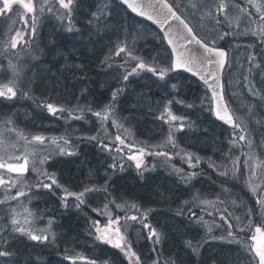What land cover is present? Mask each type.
<instances>
[{
    "label": "trees",
    "instance_id": "1",
    "mask_svg": "<svg viewBox=\"0 0 264 264\" xmlns=\"http://www.w3.org/2000/svg\"><path fill=\"white\" fill-rule=\"evenodd\" d=\"M116 7L117 13L114 9L109 16L110 24L107 26V30L101 26L86 25V20H82L78 13V5H75L71 31L67 30L69 18L66 16L65 21L58 25H63L60 29L55 28L50 34L45 28H40L34 38L35 43L22 45L23 48L32 52L33 58L36 57L34 58L36 70L42 72L41 75L53 76L57 74L58 78H54V80H60V84L48 85L52 88L36 87L33 84L34 80H32V84L29 83L31 88L27 87L28 92L26 93L32 91V99L36 96L38 104L52 103L57 108L63 107L65 109L63 113L57 112L56 115H51L46 107H40L38 117L40 119L34 118L32 121L35 125L40 124L41 126L39 128L33 127L32 133H49L51 129L47 127L42 129L43 124L60 123L65 125V129L62 131L68 133V145L74 155H70L68 163L63 165V177L74 188L84 189L91 185V187L100 189L86 196V203L82 206V210L70 207L64 211L63 216L60 215L58 222H61V227L65 228L64 230L60 229L59 234L64 233L67 226L70 225L71 227V224L75 222L82 223V235L88 234L90 240V244L81 249L82 252L79 249L85 259L94 260L96 264H129L128 259L120 250L112 249L108 244L96 239L95 229L91 227V221L99 220L103 226L109 217L107 214H98L92 209L96 208L100 213H110L113 218L120 217L121 224H124L126 216L141 215L147 212L148 219L145 222L155 227L158 233H162L163 239L161 243L154 244L148 240V230H145L142 224L127 221L128 225L138 227L146 238L147 252L150 253L149 261L143 258L135 246H132V250L140 257L141 264H153V261H158V264H239V262L253 264L246 240L249 228H246L244 233H238L235 225L241 222H236L228 204L223 202V190L241 192L244 201L250 204L251 209L254 210L252 222L264 224V214L259 213L256 205V200L259 198L258 194L263 195L264 181L260 180L257 175L247 174L243 170L242 160L237 162V167L213 164L214 168L205 162H199L195 168H192L189 167L186 158L169 155L170 152H176L171 143L163 145L164 150L160 148L150 150L167 152L168 156L148 155L149 158L146 160L148 162L145 164L147 171H144L143 175L138 173L134 162L127 159L129 154L137 152L138 148L142 147L139 140L152 136L160 139L163 134H166L167 127L164 125L161 133H151L160 127L156 125L158 119H153L155 117L151 113L147 119L129 99L133 97L132 88L134 86L145 87L147 81L142 82L141 79L132 76L127 82L122 80V75L130 72L139 60H133L128 55V51L131 50L127 46L132 30L131 22L135 18L120 4L116 3ZM17 28L23 34L26 32L23 37L27 36V28L22 22H18ZM62 28H65L66 31ZM79 32H82L85 38H89V40L78 42L77 37L69 35H79ZM50 41L53 42L50 43ZM118 46L125 47L126 51L117 55ZM53 47L62 48V52L64 51L65 54L60 60L54 59L56 54L52 51ZM150 47L147 42L140 44L132 52L138 57ZM67 57H69V62H73L78 68L70 70L71 72H66L67 70L60 68ZM142 57L147 58V55L142 54ZM180 76L185 77V75ZM195 82L200 85L197 81ZM125 85L124 92L115 103V112L119 118L118 125H122V127H114L112 118H110L105 122L104 128L101 129L97 117L93 116L88 109L91 108L92 111L104 109L111 101L113 90L124 88ZM182 98L185 99L186 96L182 95ZM70 111L72 116H69ZM81 113L83 115L80 119L74 118L81 116ZM208 115L211 117L210 110ZM67 117L72 119L71 123L62 122L67 120ZM41 129L42 132H40ZM206 131H212V133H202L200 129L193 127V132H197L198 137L191 142L187 140L184 142L181 139L178 145L187 146V148L198 146L200 136L208 139L217 136L220 139L218 142L223 143L229 139L226 133L231 134L229 130L216 122H213V125ZM122 133H129L130 135L126 137ZM177 134L180 135V133L172 135L176 137ZM117 135H120L122 139L124 138L127 141L126 144L134 145L131 153L128 148L123 146H121L123 151L120 153L113 149L110 151L102 150L98 146V140L92 141L84 138L98 136L105 144L113 148L118 144V141L115 140ZM178 145L175 143V146ZM114 153L116 158H113ZM146 156L147 154L144 157ZM169 156L171 159L168 158ZM113 162L117 165L115 169L109 167ZM193 162L195 161L192 159ZM121 164H123L122 170ZM156 164H172L175 166L174 175L166 174L164 170H160V166H155ZM191 168L195 169L198 174L195 176V182L189 185H180L179 178L183 177ZM200 181L202 184L205 183V187L199 184ZM105 188L107 191H104ZM71 199L74 200L73 197H69L68 203L74 205L76 201L71 203ZM205 199L213 201L210 203V207L199 202ZM106 203L108 204L107 210L103 209ZM117 204L126 205V207L117 208ZM132 205L138 206L141 212L138 214ZM179 212H183V215H178ZM230 213L232 215H229ZM221 214L234 225L232 231L234 235H237V239L240 237L245 239V246L228 236V224L220 219ZM64 215L67 217L65 218ZM30 217L31 215H29ZM75 218L78 221H74ZM210 222L220 226V236L225 239L222 243L212 245L208 242V235L200 229V224L205 227ZM244 225L240 224V226ZM28 228L32 230L29 226ZM46 230L45 235L48 236V239L40 241L37 245L32 244L27 236L25 238L26 244L19 241H13L9 244L8 250L11 253L9 259L13 261V264L32 263V252L35 254L38 263H44L48 259L47 255L51 249L56 257H61L64 254V250L59 245L49 243L52 241V239L49 241V238L53 235L55 228L51 225ZM244 259L246 260L244 261ZM89 262L87 261L86 264ZM132 264H135V257H132Z\"/></svg>",
    "mask_w": 264,
    "mask_h": 264
},
{
    "label": "rangeland",
    "instance_id": "2",
    "mask_svg": "<svg viewBox=\"0 0 264 264\" xmlns=\"http://www.w3.org/2000/svg\"><path fill=\"white\" fill-rule=\"evenodd\" d=\"M168 1H170L172 5H181V7L176 10L189 22L198 35H207L210 33L211 29L218 27L214 19V17L217 16L223 22L222 27H219V31L221 33L225 31L232 33L229 37H225L223 42L228 49V60L230 62L227 64L223 74L225 98L237 123L240 124L242 128L246 129L244 134L251 139L253 145H260L262 138H264V80H262V78H264V72L254 68L253 65H264V44H260L257 36L251 35L249 31L250 29L255 31L260 27H264V25L260 23V14L257 13L255 7L248 4L247 0H223L225 4H238L240 8H246L249 13V15H246L241 13L238 8L230 7L227 13V19H225L224 15L218 14L215 7L211 9V16H209V8L207 7L200 9H192L190 7L191 3H199L202 2V0ZM208 2L212 5H218L221 0H208ZM33 3L37 9L35 12V16L38 18L36 23L37 30L45 28L51 34L53 33V29L61 28V26L58 25L65 21L68 10L62 9L57 0H33ZM256 3L264 4V0H256ZM75 5H78V13L82 20H86V25L92 27L101 26L105 28L104 25L106 20L108 21L107 26H109L110 14L113 13L114 9L117 13L115 0H73V5L70 7L74 8ZM41 6L44 7L43 12L40 11ZM49 7L53 9V12H48ZM93 12L96 13L95 17L92 15ZM30 15L31 22L28 21V16ZM58 16L63 17V19H59ZM19 20L26 26V31L27 33L29 32L28 41H30L32 39L30 35L32 14L26 13L18 4L13 5L11 11L0 13V85L8 84L9 81L12 80L15 82L14 87L17 90V96L11 100L0 97V157H3V161L6 163H23L26 157L29 161L28 170L32 171L37 176H26V173L24 175H18L17 173H8L5 169H0V175L9 182L6 185H0V201H4L7 198L6 204H0V251L6 250L9 253L8 244L3 243V241H16L19 237L17 235L20 234L13 231L11 219H17L19 226L26 228L29 226L32 229L31 231L34 232L35 221L38 218H36V216L29 218V214L24 211V209L27 208L31 212L33 203H38L44 195V189L42 187H36L38 180L43 179V177L39 176L38 171L33 170V165L35 164L39 171H47L50 173L51 170L47 166V161H55L54 158H50V154L54 150H58L62 147L59 144L60 140H58L59 142L57 143L58 137H66L62 131L66 126L60 123L43 124L44 127L42 129L46 127L51 129L49 133H32L33 127L39 128L41 126L40 124L35 125L34 121H32L34 118L37 120L40 119L38 118L40 114V107L37 106L38 98L35 96L32 99V91L28 96L23 95V93L28 92L27 87H30L29 83L32 84V80H34V86L46 88H52V86H48L51 84H60V80H54V78H58L56 76L57 74L53 76L41 75L42 72L36 70L32 52L23 48L22 45L18 44L17 49L10 48L11 37L15 36L18 31L21 32L17 28L18 22H20ZM90 21L92 22L90 23ZM131 25L130 40L127 44L131 51H134L140 44L148 42L151 47L139 54V58L144 59L146 63L157 68H159L161 64L170 63V53L168 51V57L164 56L163 48H161V36L154 27L141 20H133ZM62 29L66 31L65 28ZM24 35H26V32H24L23 36ZM69 35L77 37L78 42H87L89 40V38H85L82 32H79V35ZM243 35L253 38L248 41H243ZM23 38L25 40L26 36ZM221 43L222 40L218 41L217 45ZM249 45H251V47H249ZM163 47L167 48L165 44ZM61 49L62 48L53 47L52 51L56 54L54 59L60 60L61 57L64 56L65 53H63L64 51L62 52ZM142 54L147 55V58L142 57ZM249 56L256 57V60L253 61L251 65ZM154 57L156 58L155 61L153 60ZM156 61H159V63ZM137 63L138 62H136V64ZM60 68L69 70L78 67H76L73 62H69V57H67L63 66ZM250 68H252L251 71H249ZM60 75L62 77V74ZM245 76L249 77L248 81H245ZM132 77L141 79L142 82L144 80L147 81V86L145 87L134 86V88H132L133 97L129 98L141 110L142 115L148 119V115L151 113V115L155 117L153 119H158V117H161L163 114V118L158 119L156 123V125L160 127L151 133H161L163 126L166 125L167 127L166 134H163L160 139L153 138L152 136L151 138L139 140L140 145L144 147L146 151L159 148L163 150L164 147L162 146L168 144L167 138L170 132L171 134L180 133V135L177 134L176 137L173 135L174 142L177 145L181 139L184 142H186V140L191 142L198 137L196 134L197 132H193V127L200 129L202 133H212L213 130L206 131L214 122L208 115V95L204 88L198 85L194 80L187 76L182 77L175 73H169L165 81H160L158 77L146 70L139 71L137 75H133ZM173 84L176 85V88L171 87ZM249 84L252 86V90H250ZM253 92L257 94L254 95ZM182 95H185L186 98H182ZM168 101L172 103L169 104ZM189 105H191V107H189ZM166 106L171 110L173 115L184 117L185 119L166 123L165 121L168 119L167 113L164 112ZM8 121H11V123H8ZM62 122L71 123L72 119L67 117V120ZM181 123L184 125L183 131L178 130ZM42 129L40 132L43 131ZM236 131L237 134L240 133V129ZM229 133L231 134L229 135L226 133L229 139L223 143L218 142L220 139L217 136H213V138L210 137L211 139L200 136L198 139V146L193 145L194 147L190 148L181 145L174 146L176 152H170L169 155L171 157L177 156L187 159V155L185 154H188L195 159L193 160L195 161L193 164L196 163V158L198 157L200 162H205L209 166L215 164L220 166L225 165L227 167H232L233 162L237 161V158H239L238 162L242 160L243 170L247 174L253 175L251 169L254 167L255 175H257L260 180L264 181V147L254 146L250 149L246 141H239L238 138L236 139L235 145H233L230 143V141L233 140V131ZM122 134L126 137L130 135L129 133ZM148 134H150V132H148ZM33 135H43L46 138L45 143L39 145L36 142H31V137ZM52 135L57 137L55 143L51 142L53 139L51 138ZM21 136L26 137L31 143L26 145L25 141L21 139ZM58 145L60 147H58ZM117 145H119V142ZM115 148L116 146L114 149ZM177 153H179V155H177ZM16 157H20V160L17 161ZM246 157L249 158V167L247 168L244 166ZM113 158H116L115 153L113 154ZM148 158V155L143 158L145 164H147L148 161L146 160ZM41 159H46V163L39 165ZM155 166H160V170H164L166 174L174 175L175 166L172 164H156ZM193 172H195V169L193 170L191 168L183 177L179 178L180 185L194 183L196 177L191 179L188 178ZM12 181L16 183L13 185ZM172 181L177 182L176 180ZM199 184L205 187V183L202 184L200 181ZM32 185L35 186V189L29 188ZM18 191H23L25 196L15 200L11 199V197L16 196ZM223 192V202L228 204L230 212L234 214V218L243 217L242 222L235 219L236 222L248 225L249 221L252 219V215H247L248 209H251V205L244 201L242 193L237 190H223ZM203 201H208V203L205 204L209 207L210 203L213 202L211 199L200 200L199 202L201 203ZM13 209L15 210V216H13L12 213ZM258 211L261 215L264 214V211H261L259 207ZM199 227L208 235V242L212 243V245L220 244L225 240L220 236V226L218 224H211L210 222L207 223L205 227L203 224H200ZM20 237L22 236L20 235ZM126 239L132 246L136 247L137 251L141 253L145 260L149 261L148 257L150 253L147 252L148 245L146 244V238L138 227L128 225ZM24 244L26 243L24 242ZM82 248L81 246L76 248L64 246L63 250H65V254L62 264H78L76 259L79 257L80 251L82 252ZM245 260L246 259H244V261ZM34 261L35 260L32 258V262ZM0 264H13V261L0 257ZM239 264L242 263L239 262Z\"/></svg>",
    "mask_w": 264,
    "mask_h": 264
},
{
    "label": "snow or ice",
    "instance_id": "3",
    "mask_svg": "<svg viewBox=\"0 0 264 264\" xmlns=\"http://www.w3.org/2000/svg\"><path fill=\"white\" fill-rule=\"evenodd\" d=\"M58 4L62 9L68 10L66 15L69 18L68 20V31L72 30V17L74 13V8L70 7L73 5V0H57ZM248 4L252 5L256 8L257 13L260 14V23L264 24V4H257L256 0H247ZM120 3L122 5H126L128 9L131 10V12L136 13L138 16L146 17V19L152 21L154 24L158 25L159 28L163 31V36L160 37L161 41V48H163V54L165 57H168V49L164 48V42L167 43V46L171 48V54H170V63L167 64H161L159 68L149 65L145 62L144 59L139 58L133 54L132 51H128V55L133 60H139V62L136 64L134 68L130 72H126L122 75V80L127 82L129 81V78L133 75H137L139 71H148L152 73L154 76L158 77L160 81H165L166 77H168L169 73L177 72L178 70H184L186 72H190L193 75H199L200 79L203 81L204 85L206 86L207 91L211 92V107L210 111L213 112V114L216 116V118L225 124L229 125V127L233 130V140L230 141L233 145L236 143V139L238 138L239 141H246L248 144V147L251 149L254 146L257 147H264V138H262L260 145H253L251 139H249L244 133L246 132V129L242 128V126L238 123H236L233 120V117L229 114L227 101L224 98V85L221 83V77L218 75V73L222 74L223 70L225 69L226 65L229 64L228 60V54L226 51L220 47L217 46L218 41L223 40L226 36L232 34L229 31H225L221 33L219 31V27H222V21L219 19V17H214L216 20V25L218 27H215L210 30V33L204 36L198 35L194 28L190 26L189 22L182 18L180 15L177 14V10L181 7V5H171L168 3V0H148L147 4H141L136 3L135 0H120ZM18 4L20 5L26 13L32 14L36 12V6L33 3V0H0V13L9 12L12 10L13 5ZM145 7L150 9V11H145ZM190 7L192 9H200L207 7L209 8V16H211V9L215 7V10L218 14H222L225 16V19H227V13L230 9V7L238 8L241 13H244L246 15H249L248 10L246 8H240L239 5H229L225 4L223 0L218 5H212L208 2V0H202V2H193L190 4ZM40 11H44V7H40ZM48 12H53V9L51 7L48 8ZM194 14V13H193ZM93 17L96 16V13H92ZM59 19H63V17L58 16ZM37 17L35 15L32 16V23H31V37L32 39L30 41H25L23 38V33L17 32L15 36L11 37L10 40V48L11 49H17L18 44L24 45L27 43H35V36L38 34V30L36 27L37 23ZM92 21H90L91 23ZM27 24V22H26ZM107 24L108 21H105V30H107ZM165 25H167V28H165ZM63 27V25H61ZM118 30V28H117ZM251 32V35L257 36L260 44H264V27H260L257 30H249ZM53 41H50L52 43ZM187 45H192L194 47L187 49L189 55H185L184 52H178V48H186ZM251 47V45H249ZM125 47H119L117 48L116 54L119 55L120 53L125 52ZM36 58V57H34ZM153 60L155 61L156 58L154 57ZM256 60L255 56H249V62L250 65L253 61ZM159 63V61H156ZM199 64V68L202 69L204 74H200V71H194L192 65ZM254 68L260 69L262 72H264V65L255 64L253 65ZM252 68L249 69L251 71ZM245 81H248L249 77H244ZM264 80V78H262ZM14 81L10 80L8 84H2L0 85V97H4L8 100L13 99L17 96V90L14 87ZM250 90H252V86L248 85ZM172 88H176V85L173 84L171 86ZM126 88V85L124 88H117L114 89L112 92V97L109 105H106L104 109H101L99 111H92L91 108L88 110L92 112V115L97 117L98 121L100 122L101 129L104 128L105 122H107L110 118H112V125L114 127H122V125H118V117L115 112V103L118 99V97L124 92ZM254 95L257 93L253 92ZM23 95L28 96V93H23ZM169 104H171V101H168ZM218 105H223V114L221 113L220 107ZM38 107H46L47 111L51 115H56L57 112L63 113L65 109L63 107L57 108L52 103L47 104H38ZM191 107V105H189ZM164 112L167 113L168 119L165 121L166 123L171 121H177V120H184V117H178L176 115H173L171 110L166 106L164 109ZM83 113H81V116L74 117L75 119H80L82 117ZM69 116H72V112H69ZM163 114L161 117H158V119H162ZM8 123H11V121H8ZM184 125L181 123L179 126V131H183ZM237 129H240V133L237 134ZM85 139L92 140V141H99L98 146L102 150H111L108 144H105L102 139H100L98 136H90V137H84ZM21 139L25 141V144L28 145L31 142H36L39 145H43L45 143L46 138L43 135H33L31 137V142L27 140L26 137L21 136ZM60 140L64 141V145L69 144V140L66 137H60ZM115 140L119 142V145L116 146L115 151L117 153H120L123 151V148L120 146H123L124 148H128L129 152H132V148L134 145L132 144H126L125 140L121 138L120 135H117L115 137ZM168 143L173 144L175 146L174 138L171 132L169 133V136L167 138ZM53 143H55V139L52 140ZM153 147H160V146H153ZM61 155H74L73 152L67 151L64 147H60L59 149ZM153 155L157 157L161 156H168L167 152L163 151H146L144 147H139L138 151L132 154H129L127 156V159L129 161L134 162L135 168L137 169L138 173L143 175L144 171H147L145 162H144V156L145 155ZM179 155V153H177ZM187 155V161L189 164V167L195 168L197 164H199L200 160L197 157L196 163H192L193 157L191 155ZM171 159V157H168ZM16 160L19 161L20 157H16ZM239 158H237V161L233 162V166L237 167V162ZM46 162V159H41L39 161V165H43ZM28 164L29 161L25 157L23 163H6L3 161V157H0V169H5L8 173H17L18 175H23L28 170ZM116 163L114 162L109 167L115 169ZM244 166L245 168L249 167V158H245L244 160ZM210 167H214V165H210ZM121 170L123 169V164L120 165ZM33 170L38 171L39 176L43 177V179H39L36 187L37 188H43L47 189L49 191H52L53 186L56 188H61L63 191V195L60 197V204L64 209H68L70 207H74L77 210H82V206L86 203V196L95 191H99L100 189H97L95 187H85L83 191L80 192H69L67 189H65L59 181L56 179L54 173H48L47 171H39L38 167L34 164ZM237 170H239L237 168ZM252 174L255 175V168L253 167L251 169ZM226 175L227 173H222ZM198 175L197 173L193 172L189 175V179L195 178V176ZM50 181V183L45 182ZM9 182L6 181L2 175H0V185H6ZM16 182L12 181V184L14 185ZM107 183V182H106ZM104 191H107L105 188ZM25 196V193L23 191H18L16 193L15 197H11V199H17L19 197ZM259 198L256 200V205L260 208L261 211H264V195H259ZM69 197H74L76 203L74 205H70L68 203ZM7 198L4 201H0V204H6ZM203 203H208V201H203ZM117 208L126 207V205L117 204ZM132 207L136 208L137 213L139 214L141 212V209L136 206L132 205ZM105 210L108 209V204L106 203L104 205ZM24 211L31 215V212L29 209L25 208ZM92 211L98 212V214H107L108 215V221L105 225L101 226V223L99 220L91 221V227L95 229L96 233V239L99 241H102L105 244H108L112 248L120 250L121 253L128 259L129 264H132V257H135V264H141L140 257L132 250V245L129 243V241L126 239V233L128 229V223L127 221H135L143 225V228L145 230H148V240L152 241L154 244H159L162 242L163 234L158 233L157 229L150 225L149 223H146L148 219V213L144 212L141 215H132V216H126L124 224H121V218L115 217L113 218L110 213L104 212L100 213L98 209L93 208ZM253 209H248L247 215L251 216L253 214ZM13 216H15V210H12ZM178 215H183V212H179ZM211 215V213H209ZM229 215H232L231 213ZM193 216H195V213H193ZM221 220H224L226 224H228V236L232 238V240L236 241L237 243L241 244L242 246L246 245V241L243 237H240L237 239V235H234L232 229L234 225L230 223L227 219H225L224 215L221 214L220 216ZM237 221L243 220V217H236ZM11 225L14 232L20 233L22 236H27L28 239L31 241H44L48 239V236H41L34 234L33 231L29 230L26 227L19 226V222L17 219L12 218L11 219ZM115 226V227H114ZM235 227L238 229V233H244L246 228L251 227V221H249L248 225L240 226V223H237ZM210 230V229H209ZM115 233V238H113L110 233ZM250 239L253 241L252 245L248 246V250L250 252H254L255 257L258 258V264H264V228L257 226L254 230V234L250 237ZM3 243H8L7 240H4ZM189 246H191L189 244ZM155 251V249H153ZM196 250L195 248L193 249ZM11 254L8 251H0V257H8ZM83 259V257H81ZM89 264H96V261H90ZM153 264H158V261H153Z\"/></svg>",
    "mask_w": 264,
    "mask_h": 264
},
{
    "label": "bare ground",
    "instance_id": "4",
    "mask_svg": "<svg viewBox=\"0 0 264 264\" xmlns=\"http://www.w3.org/2000/svg\"><path fill=\"white\" fill-rule=\"evenodd\" d=\"M70 70L72 69H69L66 72H71ZM48 199L50 200V203L47 204L46 209L50 208V210H54L56 206L57 208L59 207V202L56 199L54 198H48ZM40 207L43 208L42 201L40 203ZM73 220L78 221V219L76 218ZM71 225H72L71 227L70 225L67 226L66 231H64V233L62 234L60 242H59V246L61 248H63L64 246L71 247V248H76L78 246H81L82 248L90 244L89 235L88 234L85 236L82 235V232H81V229L83 227L82 223L75 222ZM47 257L48 259L45 260L44 263H38V261L35 259V254L32 252V258L35 261L30 264H62V262L55 256V253L52 249L48 252Z\"/></svg>",
    "mask_w": 264,
    "mask_h": 264
},
{
    "label": "water",
    "instance_id": "5",
    "mask_svg": "<svg viewBox=\"0 0 264 264\" xmlns=\"http://www.w3.org/2000/svg\"><path fill=\"white\" fill-rule=\"evenodd\" d=\"M118 1L120 2V0H118ZM135 2H136V3H141V4H147L148 0H135ZM123 6H124V7H125V8H126L131 14H133L134 16L139 17V18H141V19H144L145 21L149 22L151 25L155 26V27L160 31V33H161L162 36H163V31L159 28L158 25H156V24H154L152 21L146 19V17H141V16H138L136 13L131 12V10L128 9L126 5H123ZM145 11H150V9H148L147 7H145ZM177 14H178V13H177ZM178 15H179V14H178ZM165 28H167V25H165ZM165 43H166V42H165ZM166 45H167V43H166ZM167 47H168V46H167ZM192 47H194V46H192V45H187L186 48H178V52H184L185 55H189L187 49L192 48ZM168 49H169L170 52H171V48L168 47ZM224 50H225V49H224ZM225 51H226V50H225ZM226 53H227V52H226ZM192 67H193V70H194V71H200V74H204L203 71H202V69L199 68V64H198V63H197L196 65H192ZM178 71L186 72V71H184V70H178ZM178 71H177V72H178ZM186 73L189 74L190 76L196 78L198 81H200V82L204 85V83H203V81L200 79V76H199V75H193V74L190 73V72H186ZM218 75H220V77H221V83H222V74L218 73ZM204 86H205V85H204ZM205 87H206V86H205ZM208 92H209V91H208ZM209 94H210V97H211V92H209ZM218 107H220V109H221V113L223 114V105H218ZM228 110H229V108H228ZM212 114H213V112H212ZM229 114L233 117V115H232V113L230 112V110H229ZM213 117H214L215 120H217L218 122H220V123L223 124L224 126H226V127H228V128H231V127H229V125H227V124H225L224 122L218 120L214 114H213ZM233 120L235 121L234 117H233ZM257 226L261 227L259 224H255V225H253V226L251 227V231H250L249 236H248L249 246L252 245V243H253V241L250 239V237L254 234V230H255V228H256ZM262 228H263V227H262ZM252 253H253V255L255 256L254 252H252ZM256 260H257V263H256V264H258V258H257V257H256Z\"/></svg>",
    "mask_w": 264,
    "mask_h": 264
},
{
    "label": "flooded vegetation",
    "instance_id": "6",
    "mask_svg": "<svg viewBox=\"0 0 264 264\" xmlns=\"http://www.w3.org/2000/svg\"><path fill=\"white\" fill-rule=\"evenodd\" d=\"M27 171H28V170H27ZM55 214H56V215L61 214V215L63 216L64 211H63L62 208L59 209V207L57 208V206H56V212H55ZM64 217L66 218V215H64ZM61 220H62V219H61ZM60 226H61V222H60ZM64 228H65V227H64ZM64 228L60 227L61 230H64ZM62 234H63V233H61V236H62ZM59 260H60V259H59ZM60 261H61V260H60Z\"/></svg>",
    "mask_w": 264,
    "mask_h": 264
}]
</instances>
